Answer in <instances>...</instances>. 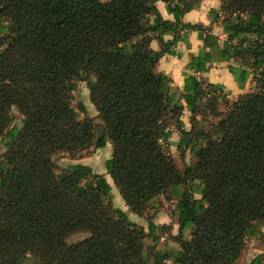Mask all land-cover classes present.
Returning <instances> with one entry per match:
<instances>
[{
	"label": "trees",
	"instance_id": "1",
	"mask_svg": "<svg viewBox=\"0 0 264 264\" xmlns=\"http://www.w3.org/2000/svg\"><path fill=\"white\" fill-rule=\"evenodd\" d=\"M157 1L174 21L162 19ZM202 1L0 0V264H235L246 238L261 234L264 0H220L209 16L221 19L222 42L211 26L181 21ZM190 31L203 47L190 56L192 74L184 73L178 91L156 67ZM231 61L235 82L243 87L253 75L256 91L221 115L223 87L204 86L195 75ZM76 81L86 83L100 126L79 120L71 106ZM201 105L220 117L212 134L186 131L180 120ZM77 109L86 111L82 103ZM170 120L180 133L177 148L194 156L183 169L168 152ZM108 142L106 175L127 212L146 219V231L111 207L105 175L82 164L55 165L60 154L81 156ZM164 195L177 201L178 233L169 238L178 250L145 246L158 231L169 233L145 217ZM76 233L88 237L68 244ZM250 264H264V252Z\"/></svg>",
	"mask_w": 264,
	"mask_h": 264
},
{
	"label": "rangeland",
	"instance_id": "2",
	"mask_svg": "<svg viewBox=\"0 0 264 264\" xmlns=\"http://www.w3.org/2000/svg\"><path fill=\"white\" fill-rule=\"evenodd\" d=\"M103 2L108 0H101ZM76 89L70 93L71 97V106L76 110L78 119L83 120L85 118L93 119V122L96 126H100L102 122L100 119L96 118V110L91 105L89 100V91L86 88V83L84 82H75ZM248 92H255L256 91V84L253 81V79L249 82L248 86ZM235 101V100H234ZM234 101H219L217 103V110L221 115H224L225 112L228 110V107L234 102ZM82 103L85 106L86 111L84 113H81L77 109V104ZM10 117L12 124L16 126H20V122L22 119V116L17 112L15 108H13L10 112ZM220 117L214 115V113L211 112V110L208 107L202 106L199 110V113L195 115L194 117H191L189 113L182 114L180 117V120H184V128L186 131H189L192 129L193 134H212L213 127L217 124ZM183 122V121H182ZM168 127L170 129L176 130L175 120L168 121ZM178 132V131H177ZM179 133V132H178ZM178 138H180V133L178 134ZM206 140L203 141L205 143ZM171 147V145L169 146ZM168 147V152L170 153ZM172 152L174 154L173 159L176 161L177 166L180 169H183L185 165L191 164L194 162V156L189 152L188 149L179 150L177 147L172 148ZM112 154V147L110 144L106 146L104 149L100 150H94L91 148L87 153L82 154L81 156H69L67 154H60L58 155L54 162L58 170H62L64 167L70 164H88L91 166V169L96 174L98 173H104L105 172V162L107 159L111 157ZM171 155V154H170ZM106 180H108L109 184L111 185V207L113 209L118 207H124L126 206L123 200L121 199L118 190L115 188V186L112 183V180L109 176L105 175ZM194 198L200 199V195L195 194ZM177 202L174 198L168 197V195L160 196L155 201V208L153 211H148L145 215L147 218L150 216L153 212H157L160 210H163L167 214H172L173 209L172 205H175ZM128 218L131 221L142 223L143 221L140 220L136 215L131 214L129 212ZM146 221V219L144 218ZM142 227V226H140ZM261 230V234L257 237H250L248 236L245 240L244 249L241 253L240 258L236 261L235 264H250V262L253 260L254 257L264 252V223H261L257 226ZM167 229L170 232V229H172V223H170L169 226H167ZM88 237L87 233H76L71 236H69L66 240L68 244H74L77 242H80ZM168 241L172 240H165L162 242V244H168ZM173 242V241H172ZM160 243V234L159 231L157 232L156 237H151L145 240V246L146 248L154 247L156 249L157 244Z\"/></svg>",
	"mask_w": 264,
	"mask_h": 264
},
{
	"label": "crops",
	"instance_id": "3",
	"mask_svg": "<svg viewBox=\"0 0 264 264\" xmlns=\"http://www.w3.org/2000/svg\"><path fill=\"white\" fill-rule=\"evenodd\" d=\"M155 6L163 20H167L171 22L174 21L173 16L167 13L165 3H163L162 1H157L155 3ZM219 6H220V0H203L197 8L184 14L183 17L181 18V21L184 24H190V25L199 24L202 26H211V33L214 36H217L220 42H222L226 39V36L222 32V27L220 24L221 19L217 21H213V19L210 18L209 16V12L211 10H215V11L219 10ZM171 38L172 36H165L164 40L167 41V40H170ZM186 39H187L186 42H178L175 44V46L173 47V51L175 52V55L166 54L162 56V58L160 59L156 67V71L167 76L172 81V86L176 88L178 91L182 90L183 83H184V73L192 74L191 71L186 69V66L188 65L189 60H190V56L197 54L203 47L202 42L198 39V33L195 31L187 32ZM151 47L155 51H158L160 49V46L155 41L151 43ZM232 64H233L232 61L231 62H215V63H212L205 72L196 74L195 76L198 78L199 81L202 82L204 86L207 84L222 86L225 91V98H226L225 100L234 101L240 95L248 93L247 89L249 86V82L253 78V75H250L246 79L243 87H240V85L235 82L234 76L230 74L228 71V67L231 66ZM185 113H188V112L184 110L182 114H185ZM182 121L185 124L184 120ZM170 130H171V137L169 139V142L171 144V147H169V150L173 158L174 154L172 152L173 151L172 148L177 147V144L180 138H178L179 133L176 130H173L172 128ZM108 144L110 143L108 142L106 146H108ZM82 165H86L91 168V166L88 164H82ZM99 174L106 175V170L104 173H99ZM180 192L181 193L183 192V188H181ZM200 199H201V196H200ZM174 206L175 205H172L173 210H174ZM118 209L122 210L123 212H126L127 207L126 206L121 207V208L118 207ZM151 216H152V221L154 225L157 226L158 228H161L162 226L167 227L170 225V223H172V229H170V232L164 235H160V243L157 244L156 250L165 251L167 250V248L178 250V245L173 241V239L169 238V235L176 236L178 233L177 218L175 216H172V214L165 213L163 210H160L157 212L155 211L151 214ZM140 220L143 222L139 223L138 221L135 222L132 220L131 222L138 226H142L146 231L147 230L146 221L144 220V218H140ZM167 239L168 240L170 239L173 242L168 241L167 242L168 244H162V242Z\"/></svg>",
	"mask_w": 264,
	"mask_h": 264
}]
</instances>
